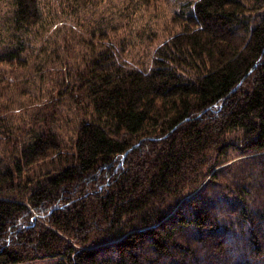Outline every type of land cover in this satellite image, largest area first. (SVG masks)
I'll return each instance as SVG.
<instances>
[{"label": "trees", "instance_id": "16d2710c", "mask_svg": "<svg viewBox=\"0 0 264 264\" xmlns=\"http://www.w3.org/2000/svg\"><path fill=\"white\" fill-rule=\"evenodd\" d=\"M39 1L15 0L19 29ZM175 21L149 69L106 47L63 81L21 147L0 117V264H264V0H190Z\"/></svg>", "mask_w": 264, "mask_h": 264}, {"label": "rangeland", "instance_id": "374dc122", "mask_svg": "<svg viewBox=\"0 0 264 264\" xmlns=\"http://www.w3.org/2000/svg\"><path fill=\"white\" fill-rule=\"evenodd\" d=\"M189 1L153 0L146 4L141 0H40L46 20L42 18L41 24L28 28L29 31L19 29L14 22L15 0H0V117L6 119L5 128L11 132L13 143L20 141L17 145L21 147L32 138L29 130L39 125V117L50 113L46 104L57 95L63 81L74 85L78 70L107 46L117 59L149 69L156 48L181 29L175 14ZM63 103L64 119L60 127L70 138L75 135L83 115L79 117L78 107L71 99ZM2 134L0 131V136H6ZM5 148L8 151L10 145L7 147L0 140V154L7 152L3 151ZM230 156V161L216 166L213 171L246 155L231 153ZM180 204L169 201L166 210L173 212ZM21 264H65V261L51 257Z\"/></svg>", "mask_w": 264, "mask_h": 264}, {"label": "bare ground", "instance_id": "6f19581e", "mask_svg": "<svg viewBox=\"0 0 264 264\" xmlns=\"http://www.w3.org/2000/svg\"><path fill=\"white\" fill-rule=\"evenodd\" d=\"M83 1H85V0H83ZM39 2H40V1H39ZM15 4L17 5V2H16ZM40 13H41V12H40ZM14 16H15V15H14ZM42 18L44 19V18H46V17H45V16H44V17L42 16ZM42 18L40 19L41 21L43 20ZM40 20H39V21H40ZM45 20H46V19H44V21H45ZM14 22H15V21H14ZM14 24H15V23H14ZM19 24H20V23H19ZM37 24H38V23H37ZM40 24H41V22H40ZM31 25H32V24H31ZM35 25H36V24H35ZM43 25H44V24H43ZM43 25H42V26H43ZM42 26H41V27H42ZM22 27H23V26H22ZM27 27H29V26H27ZM27 27H26V28H27ZM39 27H40V26H39ZM41 27H40V28H41ZM96 27H98V26H96ZM32 28H33V27H32ZM29 29H31V28L29 27ZM29 29H28V30H29ZM36 29H37V28H36ZM100 29H101V28H100ZM22 30H23V28H22ZM96 30H97V29H96ZM14 31H15V30H14ZM26 31H27V30H26ZM29 31H31V30H29ZM29 31H27V32H29ZM34 31H35V29H34ZM34 31H33V33H34ZM100 31H101V30H100ZM92 32H93V31H92ZM29 33H30V32H29ZM89 34H90V32H89ZM91 35H92V34H91ZM98 36H99V34H98ZM102 37H103V36H102ZM107 37H108V36H107ZM101 39H102V38H101ZM105 40H106V38H105ZM98 41H99V43H100V40H98ZM93 42H95V41H93ZM93 42H92L93 45L91 44L92 46H94V44H95V43H93ZM104 44H105V43H104ZM104 44H103V45H104ZM109 44H110V43H109ZM104 47H105V46H104ZM107 47H108V46H107ZM93 48H94V47H93ZM27 51H28V50H27ZM22 52H24V51H22ZM9 53H10V52H9ZM113 54H114V53H113ZM19 55H20V54H19ZM23 55H24V54H22V56H23ZM26 55H28V54L26 53ZM24 56H25V55H24ZM5 57H7V56H5ZM27 57H28V56H27ZM22 58H24V57H22ZM21 60H22V59H21ZM121 60H122V59H121ZM2 61H3V60H2ZM4 61H5V60H4ZM26 61H29V59L26 60ZM84 61H85V60H84ZM7 62H8V61H7ZM22 62H23V61H22ZM30 62H31V60H30ZM10 63H11V60L9 61V64H10ZM13 63H14V61H13ZM9 64L7 63V65H9ZM68 64H69V63H68ZM11 65H12V64H11ZM56 73H57V72H56ZM64 73H65V72H64ZM64 73H63V74H64ZM54 75H55V74H54ZM29 86H30V85H29ZM33 86H34V85H33ZM51 86H52V85H51ZM31 87H32V86H31ZM57 87H58V85H57ZM36 89H37V88H36ZM26 90H27V89H26ZM27 93H28V92H27ZM49 94H50V93H49ZM58 94H59V93H58ZM2 95L4 96V94H2ZM62 95H63V94H62ZM3 96H2V98H3ZM5 96H6V95H5ZM7 96H8V95H7ZM47 96H48V95H47ZM57 96H58V95H57ZM25 97H26V96H25ZM48 97H50V96H48ZM5 98H6V97H5ZM56 98H57V97H56ZM1 101H2V100H1ZM39 101H41V100H39ZM46 101H47V100H46ZM60 101H61V100H60ZM7 102H8V101H7ZM57 102H58V101H57ZM52 103H54V101L51 102L50 104H52ZM26 104H27V103H26ZM62 104H63V103H62ZM39 105H40V104H39ZM52 105H53V104H52ZM55 105H56V104H55ZM45 106H46V105H45ZM51 108H52V107H51ZM57 109H59V108H57ZM44 110H45V109H44ZM1 112H2V111H1ZM77 112H79V111H77ZM46 113H47V112H46ZM4 116H5V115H4ZM50 116H51V114H50ZM55 117H56V116H55ZM79 117H80V116H79ZM43 122H44V121H43ZM53 122H55V121H53ZM23 125H24V124H23ZM25 125H26V123H25ZM25 125H24V126H25ZM21 127H22V126H21ZM17 128H18V127H17ZM18 129H19V128H18ZM26 133H27V132H26ZM19 134H21V133H19ZM2 135H3V134H2ZM10 138H11V137H10ZM7 139H8V138H7ZM8 140H9V139H8ZM20 140H21V139H20ZM63 140H64V139H63ZM2 141H3V140H2ZM13 141H14V140H13ZM7 146H8V145H7ZM4 156H5V155H4ZM229 161H230V160H229ZM227 163H228V162H227ZM169 213H170V212H169ZM117 251H118V250H117ZM106 260H107V259H106Z\"/></svg>", "mask_w": 264, "mask_h": 264}]
</instances>
